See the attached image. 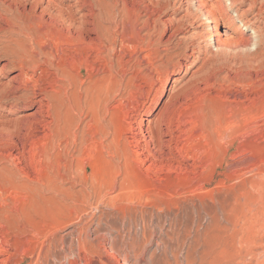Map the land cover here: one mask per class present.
Returning <instances> with one entry per match:
<instances>
[{"label":"bare ground","instance_id":"obj_1","mask_svg":"<svg viewBox=\"0 0 264 264\" xmlns=\"http://www.w3.org/2000/svg\"><path fill=\"white\" fill-rule=\"evenodd\" d=\"M174 1L176 0H0V56L5 59L0 65V140L4 142L0 163L4 176L8 179L29 181L33 198L38 201L42 211L47 210L48 204L57 199L59 201L60 197L72 194L77 181L74 178L70 181L68 178L67 183L62 175L61 178L44 176L42 180H39L41 183L35 181L30 167L36 159L31 158L27 148V144L35 136L42 135L46 138L52 135L50 137L54 139L57 134L68 133L79 141L87 137L99 148L110 153L109 150L113 144L115 146L121 144L124 148L127 140H125L124 133L128 132L132 135L135 147L141 145L142 153L147 150L149 154H153L164 146H169L173 141V124L168 121L164 125L163 115L168 107L188 89L203 82L208 73L217 72L223 78L226 75L229 77L231 73L245 72L248 69L251 71V68H258L257 66L264 64V0H228L229 9L223 5L224 0L222 2L221 0H181V6L177 10L171 8ZM135 3H143V10ZM171 10L174 11L169 14ZM232 12L241 24L253 30L254 35L244 37L239 34L237 37L239 32L235 30L233 31L235 36L225 39L222 37L217 26L218 20L222 16H227L226 20L234 24L236 18ZM206 22L212 23L209 30L203 29ZM32 25H37V27L29 28ZM222 25L223 28L230 29L228 28L230 26L224 23ZM164 26L169 29V33L166 38L164 37L165 40H162L160 33ZM188 34L189 38L186 36ZM175 38L177 40H174ZM187 39L189 41L186 43ZM162 44H166L167 47L161 50ZM212 46L215 51L210 48ZM251 46L255 49L251 50ZM171 48L177 51L180 48L183 50L177 54L175 50L170 51ZM184 52H187L189 57L184 61H178L181 67L179 72H175L173 70L174 57ZM143 62L148 67H144ZM14 67L15 72L5 76ZM4 76L6 78L2 80ZM167 77L173 79L168 95L160 102L161 106L151 118H144L157 100L158 92L164 88ZM130 97L135 102L132 106L133 120H129L125 112L114 116L117 111H121L123 101ZM18 101H27L29 112L25 116L17 112L14 103ZM117 101L119 103L115 105ZM116 119L117 126L114 129ZM35 138L37 142L39 140L42 145L44 144L43 140L40 141L41 138ZM34 144L37 146L38 143ZM53 144L51 145L52 152ZM80 145L83 147L82 143ZM94 145L91 148H94ZM126 147V151L132 152V149L128 150ZM112 149L114 150L111 147ZM46 150L49 152L48 148ZM88 151L86 149L85 153ZM43 154L41 153L42 157ZM110 154L116 157L117 154L119 156L124 153L116 154L114 150ZM126 157L125 159L129 160L130 156ZM117 159L119 160V157ZM128 160L125 161L129 165L131 163H128ZM44 161H46L45 157ZM123 165L126 169V164ZM59 166H56L58 168L56 171H63ZM76 166L74 168L78 167ZM81 167L83 168L82 164ZM72 168L73 166H69V169ZM33 169L35 170L34 166ZM36 169L39 168L36 167ZM128 170L129 168L127 173L130 172ZM66 171L68 173L71 170ZM91 175H89L90 180L96 177L94 174L93 177ZM98 179H104L105 182L106 177ZM121 181L124 182V180L118 182ZM102 182L100 180V183ZM107 183L106 185L109 186L110 182L109 185ZM104 184L98 185L97 183L101 187ZM115 184L118 186V183ZM93 186L92 188H95ZM92 188L88 190L85 187V190L93 192L95 189L91 190ZM103 188L109 189V187ZM3 205L0 204V207ZM64 210L62 208V212ZM249 217L251 219V216ZM56 219V222L52 224L50 220V225L47 227L32 224L35 225L33 226L35 231L30 232L32 235L29 233L28 237L23 235L24 231L18 233L19 229L18 231L10 230L12 235H0V264H47L50 251L57 245V233L66 229L70 233L74 232L71 229L73 224L71 222L74 218L70 219V222H67L68 218L66 222L64 218L63 220ZM247 221L250 222V220ZM75 238L78 252L82 247L90 246L87 235L81 231L75 235ZM63 240L64 238L61 237L59 241L64 244ZM30 247H33L32 250ZM69 263L77 264L75 260Z\"/></svg>","mask_w":264,"mask_h":264},{"label":"rangeland","instance_id":"obj_2","mask_svg":"<svg viewBox=\"0 0 264 264\" xmlns=\"http://www.w3.org/2000/svg\"><path fill=\"white\" fill-rule=\"evenodd\" d=\"M180 4L181 0H176L171 8L177 10ZM135 5L143 10V3ZM223 5L226 9L230 8L228 0H224ZM173 11L171 10L169 14ZM226 18L227 16H222L217 23L224 39L235 36L233 33L235 30L239 32L237 37L239 34L244 37L254 35L253 30L241 24L236 16L234 24L229 23ZM223 23L230 26L228 27L230 29L223 28ZM211 24L206 22L203 29L209 30ZM36 27L37 25L29 26L32 29ZM168 33L169 29L164 26L160 38L162 36L161 39L165 40ZM186 36L189 38L190 35ZM188 41L189 39L186 43ZM166 47V44H162L161 50ZM251 47V50L255 49L254 46ZM210 48L215 51L213 46ZM169 50H175V53L179 54L183 49ZM188 57L187 52L174 57L172 69L179 72L181 65L178 61H184ZM4 61L5 59L0 56V65ZM142 65L148 67L145 62ZM257 67L251 68V71L248 69L247 72L231 73L229 77L226 75L223 78L217 72L208 73L203 82L188 89L163 115L164 125L168 121L173 124V143L153 154H149L147 150L142 153L141 145L135 147L132 135L128 132L124 133L125 140L127 139L124 148L121 144L116 146L113 144L111 147L116 154L124 153L126 158L130 156L129 160L125 159L124 154L112 157L110 153L114 150H111V147L109 153L87 137L88 141L86 138L79 141L68 133L57 134L54 139L50 137L52 135L46 138L42 135L35 136L39 139L42 137L40 141L43 140L44 144L48 143L47 146L42 145L34 137L27 144L31 158L36 159L30 167L35 181L41 183L39 180L44 176L61 178L62 175L67 183L74 178L77 186L72 194L60 197L59 201L57 199L48 204L47 210L42 211L38 201L33 198L29 181L8 179L4 176L0 163V204L4 203L0 207V235H12L10 230L19 229L18 233L24 231L23 235L28 237L35 231L33 227L35 225L47 227L50 223H55L56 218L58 220L64 218L65 222L67 218V222L74 218L71 222L73 223L71 229L74 232L70 233L66 229L57 233V245L50 251L52 255L49 254L47 264H71L69 263L71 260H75L77 264H264V64ZM12 72H15V67L5 76ZM5 76L1 79L4 80ZM172 80L166 78L164 88L158 92L157 100L144 118H151L161 106L160 102L168 95ZM137 99L140 100L139 97ZM26 102L14 103L17 112L24 116L29 112ZM117 103L119 101L115 102V105ZM133 104L135 102L132 97L125 99L121 111H117L114 116L125 112L128 119L133 120ZM116 126L117 119L113 128ZM2 141L1 139L0 157L4 149ZM34 143H38L39 146L38 144L35 146ZM93 145L94 148H91ZM125 147L128 150L132 149V152L126 151ZM151 147L153 151V146ZM85 148L89 150L87 153ZM40 151L44 153L43 157ZM34 155L40 157V160ZM79 156L80 158H76ZM121 156L132 165H128ZM123 164H126V169ZM56 166L62 167L63 171H56L58 170ZM69 166L73 168L76 166L78 170L69 169ZM128 168L129 174L126 172ZM65 169L71 171L67 173ZM72 172L77 173L73 175ZM89 175L93 179L90 180ZM103 176L106 177L105 182L104 179H98L105 178ZM107 176L112 179V186L111 179ZM100 180L103 182L100 183ZM120 180L126 182L121 181V185L118 182ZM94 181L98 185L105 183L103 187L109 189L105 190ZM115 183H118V186ZM85 187L88 190L90 187L91 190H95L88 191ZM62 208L65 209L64 212ZM249 211L252 212L251 215ZM79 231L87 235L90 245L82 247L80 252L75 238ZM61 237L64 238V244L59 241ZM32 248L30 247L31 250Z\"/></svg>","mask_w":264,"mask_h":264}]
</instances>
